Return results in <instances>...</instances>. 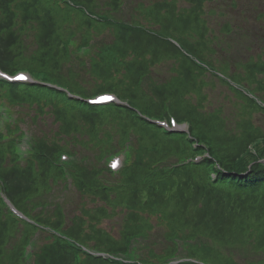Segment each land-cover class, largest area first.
<instances>
[{"label":"trees","instance_id":"obj_1","mask_svg":"<svg viewBox=\"0 0 264 264\" xmlns=\"http://www.w3.org/2000/svg\"><path fill=\"white\" fill-rule=\"evenodd\" d=\"M178 1L0 0V66L27 68L38 80L0 78V109L16 114L11 121L0 112V264H170L181 248L188 261L178 264H264V130L254 122L264 106L210 78L168 37L262 93L264 60L259 54L232 75L236 50L227 47L244 22H225L216 40L205 11L214 0ZM229 1L240 16L256 9ZM252 32L246 26L241 39ZM162 67L169 73L158 81ZM217 80L234 94L232 119L223 102L209 100ZM101 91L128 104L86 101ZM134 108L189 120L192 139ZM23 124L30 131L26 155L18 147ZM116 148L131 151L118 174L103 164ZM63 151L75 158L60 160ZM74 194L79 201L68 210ZM4 197L32 221L14 215ZM136 237L134 263L87 255L73 243L126 253ZM27 242L35 249L26 258Z\"/></svg>","mask_w":264,"mask_h":264},{"label":"rangeland","instance_id":"obj_2","mask_svg":"<svg viewBox=\"0 0 264 264\" xmlns=\"http://www.w3.org/2000/svg\"><path fill=\"white\" fill-rule=\"evenodd\" d=\"M243 0H241L242 2ZM179 5L182 6H188L186 5L187 3L185 2V0H179ZM247 2H250V4L252 3L253 5L256 6V9H249L247 8V11H249V15L247 16L246 13L243 16H237L236 12L233 11H229L227 10V3L228 1H224V0H214L211 3H207L205 6V11H206V18L208 21V26L211 29L212 33L215 36V39L218 40L219 39V34L220 31L222 30V24L225 22V11H227V18L229 19L230 22H232V24L238 23V21L242 20V19H246L249 23V25H252L254 22V16L259 13V12H264V0H247ZM260 3V4H259ZM245 5H247V3H244L243 7L245 8ZM230 7V4H229ZM126 18H130L129 14H126ZM128 20V19H127ZM245 22V21H244ZM261 31H264V24L263 27L261 29ZM253 35H255L254 32H252ZM259 35V33L257 34ZM104 36H107V34H105ZM251 38V36L249 37V39ZM232 39V37L230 38ZM102 40V36L99 37V43ZM262 40L264 41V38H262ZM261 39L257 40V46L250 48L249 50H244V46H248L250 44H252V42L248 41V42H241V37L239 35L236 36V41L234 42L232 41L231 44L227 47L229 50L230 48L236 49L235 51V58L237 57H241V59L246 60L248 58L249 55H251L252 57H254L255 55L260 54V51H257L255 48H262L264 50V42ZM216 43V42H215ZM247 43V44H246ZM254 49V50H253ZM241 52V54H240ZM264 53V51H263ZM264 60V59H262ZM233 70V67L231 68V71ZM233 72V71H232ZM168 69L166 67H162L160 69V73H156L155 75V79H157L158 81H163L166 79V77L168 76ZM210 93V97L212 100L216 101V104L218 102H224L227 104V102L230 100H233V95L232 93L226 88L221 86L220 83H216V87L215 89L209 90ZM262 93V92H261ZM264 95V93H262ZM220 95V99L219 98ZM224 115L227 116L228 118H232L231 114H230V109L229 108H224ZM16 116V114H14V117ZM254 121L255 124L258 126H261L264 129V114H256L254 116ZM24 129H27V127H23ZM101 136V135H100ZM99 136V137H100ZM261 145V144H260ZM76 196V197H75ZM72 200V201H71ZM70 206L68 208V210H71V208L75 207L76 203H78L79 201V197L78 195H72V198L70 199ZM110 222L107 221L106 224L108 225ZM117 230L116 226H114V232ZM184 251H182L181 248V253L183 254ZM238 262L240 264H245L244 259L243 258H239Z\"/></svg>","mask_w":264,"mask_h":264},{"label":"snow or ice","instance_id":"obj_3","mask_svg":"<svg viewBox=\"0 0 264 264\" xmlns=\"http://www.w3.org/2000/svg\"><path fill=\"white\" fill-rule=\"evenodd\" d=\"M100 99H101V100H110L111 97H101Z\"/></svg>","mask_w":264,"mask_h":264}]
</instances>
